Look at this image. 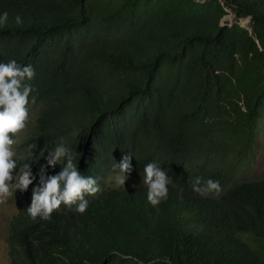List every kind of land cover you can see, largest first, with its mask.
Instances as JSON below:
<instances>
[{"label":"trees","instance_id":"1","mask_svg":"<svg viewBox=\"0 0 264 264\" xmlns=\"http://www.w3.org/2000/svg\"><path fill=\"white\" fill-rule=\"evenodd\" d=\"M4 12L0 63L35 73L38 112L16 161L36 169L27 190L61 139L98 185L128 152L127 176L154 162L172 180L157 206L143 184L86 195L82 214L33 219L25 206L10 219L11 264H264V176L222 191L229 168L207 162L256 143L264 0H0ZM196 177L220 191L194 192Z\"/></svg>","mask_w":264,"mask_h":264},{"label":"clouds","instance_id":"2","mask_svg":"<svg viewBox=\"0 0 264 264\" xmlns=\"http://www.w3.org/2000/svg\"><path fill=\"white\" fill-rule=\"evenodd\" d=\"M7 19L8 13L4 12L0 16V24L6 23ZM16 22L22 23L19 16L16 17ZM34 75L30 64L22 66L15 60L0 63V203L13 197L16 190L26 191L36 179V172L32 174L29 163H24L17 171V162L14 159L16 154L12 150L16 143L13 136L27 126V105L32 88L25 81L31 80ZM132 157L128 152L118 163L113 160L111 171L116 186H124L127 174L132 172ZM45 159L46 165H42L37 173L38 185L32 188L31 202L26 208L27 214L33 219L40 217L47 220L62 204L71 207L75 205V211L84 213L88 208L85 196H94L102 190L98 187L102 185H98L96 179L82 175L77 167V160L74 162L73 150L65 145L63 139L56 144L54 150L47 151ZM57 164L61 165V170L54 175H46V168ZM32 167L36 171L35 167ZM142 174V184L147 189V201L152 206H157L167 198L168 186L172 180L167 172L154 162L144 165ZM191 187L201 195L220 191L219 182L211 178L196 177Z\"/></svg>","mask_w":264,"mask_h":264},{"label":"rangeland","instance_id":"3","mask_svg":"<svg viewBox=\"0 0 264 264\" xmlns=\"http://www.w3.org/2000/svg\"><path fill=\"white\" fill-rule=\"evenodd\" d=\"M243 25H248L249 21L243 20ZM29 113V119L27 126L24 130L13 136L16 143L12 146V150L15 152L14 159H24L26 156L25 148L21 146V143L30 135L32 132V125L34 118L38 112L37 107L30 105L27 107ZM26 149L29 150L27 145ZM230 155H222L217 158L210 157L207 162L209 164H219L226 168H229V178L222 188L225 190L230 184L240 180H255L264 176V116L259 120V125L256 132V143L253 147L252 154L248 156L236 155V159H231ZM30 165V164H29ZM31 172L34 175L35 170L30 165ZM19 171V169H17ZM15 175V172L13 173ZM113 173L109 174L105 180L104 185L98 186L101 189H116L124 188L127 186H133L142 184V179H138L132 176H127L124 186H116L113 180ZM31 192L26 190L21 192L16 190L13 197H9L5 202L0 203V264H11L10 254V219L13 215L17 214L22 210V207L29 206L31 202ZM67 208L71 206L61 205V208Z\"/></svg>","mask_w":264,"mask_h":264}]
</instances>
